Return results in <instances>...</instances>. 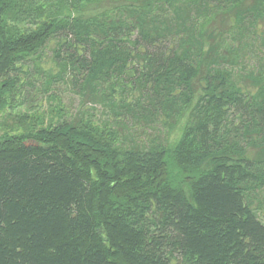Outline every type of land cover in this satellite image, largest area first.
<instances>
[{"label":"trees","instance_id":"16d2710c","mask_svg":"<svg viewBox=\"0 0 264 264\" xmlns=\"http://www.w3.org/2000/svg\"><path fill=\"white\" fill-rule=\"evenodd\" d=\"M35 3L0 0V111L53 39L108 115L0 134V264H264V0Z\"/></svg>","mask_w":264,"mask_h":264},{"label":"rangeland","instance_id":"374dc122","mask_svg":"<svg viewBox=\"0 0 264 264\" xmlns=\"http://www.w3.org/2000/svg\"><path fill=\"white\" fill-rule=\"evenodd\" d=\"M36 3L51 5L53 10V0H36ZM32 27L27 25L29 29ZM58 48V40L52 39L34 62L21 65L20 69L12 73L19 85L22 83V87L13 94L11 106L0 111V134L9 130L20 132L32 125L46 126L58 120L69 122L77 117H85L97 122L106 119L108 113L104 106L90 102L88 97L84 98L82 95L81 80L80 84L74 86L69 74H66L62 80L54 78L56 76L54 74L59 70L54 63ZM69 51L74 52L70 49ZM65 53V50L62 51L64 59L68 55ZM253 56L257 58L256 60L264 59L260 53L254 52ZM155 128L165 129L159 125ZM147 133L150 135L153 131L145 129V134L140 131L139 137L136 138L145 140L144 135ZM260 212L259 218L264 223V201Z\"/></svg>","mask_w":264,"mask_h":264}]
</instances>
